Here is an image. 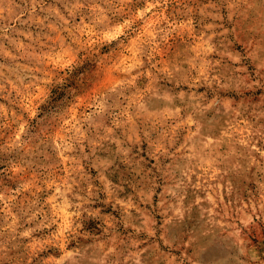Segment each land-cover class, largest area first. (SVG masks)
Masks as SVG:
<instances>
[{
	"label": "rangeland",
	"instance_id": "1",
	"mask_svg": "<svg viewBox=\"0 0 264 264\" xmlns=\"http://www.w3.org/2000/svg\"><path fill=\"white\" fill-rule=\"evenodd\" d=\"M0 264H264V0H0Z\"/></svg>",
	"mask_w": 264,
	"mask_h": 264
}]
</instances>
